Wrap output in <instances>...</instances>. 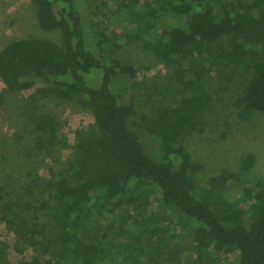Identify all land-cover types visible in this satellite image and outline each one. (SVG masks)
<instances>
[{
	"label": "trees",
	"instance_id": "16d2710c",
	"mask_svg": "<svg viewBox=\"0 0 264 264\" xmlns=\"http://www.w3.org/2000/svg\"><path fill=\"white\" fill-rule=\"evenodd\" d=\"M29 1L40 35L57 33L59 43L37 36L0 49V104L40 85L27 99L33 137L27 147L23 136L14 142L25 163L17 191L0 185L14 246L40 253L18 264H264V180L250 189L230 172L200 188L186 147L217 112L264 116V0ZM129 51L167 76L137 82L134 67H115ZM46 100L93 123L71 145ZM147 198L174 216L137 232L111 225L106 242L91 240L96 212L145 207ZM177 238L195 258L180 254Z\"/></svg>",
	"mask_w": 264,
	"mask_h": 264
},
{
	"label": "rangeland",
	"instance_id": "374dc122",
	"mask_svg": "<svg viewBox=\"0 0 264 264\" xmlns=\"http://www.w3.org/2000/svg\"><path fill=\"white\" fill-rule=\"evenodd\" d=\"M92 10L89 8L83 12L85 21L89 26L92 25L89 22L93 20L90 12ZM92 29L96 31L95 28L92 27ZM119 34L120 32L116 31L115 36L118 39ZM37 36L42 35H40L38 30L35 11L29 0H0V49L13 39L35 38ZM44 36L59 43L57 33L43 35L42 37ZM125 44L127 45L128 42H125ZM124 57L118 60L116 65L114 64L115 67L118 69L125 65L134 67L133 70L135 77L138 79L137 82L150 83L153 78H158L162 81L167 76L168 72L165 67L159 64L155 65L145 55H140L135 51L130 53L129 51L126 52ZM37 88H40V85L20 96L11 97L5 104H0V154L7 153L8 157L15 156L7 161L0 158V185L3 182L5 185L10 186V190H15V192L17 191L19 180L14 182L16 177L14 172L17 169H21L22 166L24 167L25 163L20 161L18 156L21 148L14 142L18 141V137L23 136L24 139L21 143L27 147L28 143H30L28 136L33 137V132H31L33 130L32 124L27 122L26 109L30 108L28 97L34 94ZM3 90L4 86L0 81V93ZM43 104L63 125V132L68 136L71 145L73 144L76 130L85 129L93 123V117L88 112H75L65 106L53 109L54 103L50 100L44 101ZM142 111L145 114L146 110L142 109ZM254 116L242 122L236 115H231L228 110H224L221 113L217 112L209 120L211 125L207 131L203 135H197L192 140H189L186 147L190 154L191 162L196 167L193 180L198 187L210 189L211 181L214 178L228 176L230 172L241 176L250 189L255 188L258 182L264 180V116L261 114ZM226 121L229 123L227 127ZM133 127L142 137L146 150L150 152L151 147L148 135L140 130L139 124L135 123ZM7 144L10 145L5 148ZM69 153L70 150L64 152L63 157H67ZM16 158L18 163L12 166V160ZM47 171L48 169L46 168L41 169L40 175L47 177L49 175ZM7 177L11 179H7ZM146 200L149 204L147 206L144 205L145 207H130L111 215L105 212L101 213L100 210L98 213L96 212L94 217L97 221L92 226L91 240L106 242L116 232L110 231L111 225L116 227V224L122 223L128 229L137 232V230L143 229V227H147L151 223L160 227V222L165 217L174 216L172 214L169 216L168 212L151 202L150 198ZM158 209H161L160 213ZM165 226L170 228L171 233L178 231L172 222L165 224ZM180 238L183 240V235H180ZM177 241L180 254L196 257L192 255L191 246H185L183 241L181 242L178 238ZM15 242L14 234L9 232L7 227L0 221V264H18L21 261H29L33 256L40 255L39 252L31 247L14 246ZM43 258L47 259L48 256ZM191 259L194 260L193 258Z\"/></svg>",
	"mask_w": 264,
	"mask_h": 264
}]
</instances>
